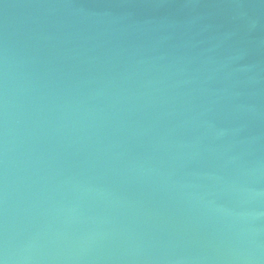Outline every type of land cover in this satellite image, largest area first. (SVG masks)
<instances>
[{
	"label": "water",
	"instance_id": "water-1",
	"mask_svg": "<svg viewBox=\"0 0 264 264\" xmlns=\"http://www.w3.org/2000/svg\"><path fill=\"white\" fill-rule=\"evenodd\" d=\"M0 264H264V0H0Z\"/></svg>",
	"mask_w": 264,
	"mask_h": 264
}]
</instances>
